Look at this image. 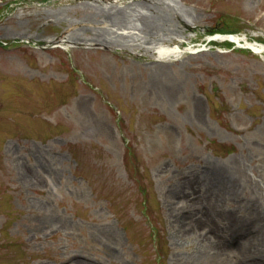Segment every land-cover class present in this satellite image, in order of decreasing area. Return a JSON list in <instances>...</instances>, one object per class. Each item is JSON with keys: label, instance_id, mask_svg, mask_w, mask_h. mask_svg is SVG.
<instances>
[{"label": "rangeland", "instance_id": "374dc122", "mask_svg": "<svg viewBox=\"0 0 264 264\" xmlns=\"http://www.w3.org/2000/svg\"><path fill=\"white\" fill-rule=\"evenodd\" d=\"M228 30L263 42L264 0H0V264H264V55Z\"/></svg>", "mask_w": 264, "mask_h": 264}, {"label": "bare ground", "instance_id": "6f19581e", "mask_svg": "<svg viewBox=\"0 0 264 264\" xmlns=\"http://www.w3.org/2000/svg\"><path fill=\"white\" fill-rule=\"evenodd\" d=\"M143 6L141 7L142 9H146L148 13L151 16V13H153V6L150 4L149 1H146L142 3ZM141 4V5H142ZM114 9H117L116 11H113V9H92V8H82L81 11L79 12L80 15L82 16L81 22L82 23H88V24H94V25H110L112 29H117L118 31L121 30L125 32V30H132L133 28L130 27L129 25V17L126 13L125 10H120L116 6H114ZM150 16H144L137 21V23L140 24V32L141 34H146L149 38L153 37L155 34L157 35V27L156 24L157 21L154 18H151ZM129 26V27H128ZM134 30V29H133ZM91 31V30H90ZM87 33V32H85ZM110 34L105 31L104 33H95L93 34V37L88 38L86 37L89 42L95 44L101 43L102 45H109L111 44L109 41ZM120 38L124 40L125 35L122 34L120 35ZM224 37L220 38L222 41H226L228 39L232 40L233 42H236L237 44L243 46L242 44H246L245 46H251V44H248L245 39L241 40L237 37H226L223 40ZM85 40H82L81 35L76 34L73 32L70 36H68L66 39L65 38H59L56 40L51 41L50 43L57 47L59 44H64L67 43V46L70 44H76L78 42H83ZM219 41V42H222ZM148 50L145 52H149L150 54L152 53L153 55H156V61L158 63H164V62H173V59H176L181 56L182 52L181 49L175 45L170 47L167 45L163 44H157V45H150L148 46ZM253 51L257 52L258 54H264V46L258 47V46H251ZM144 51V49H142Z\"/></svg>", "mask_w": 264, "mask_h": 264}, {"label": "trees", "instance_id": "16d2710c", "mask_svg": "<svg viewBox=\"0 0 264 264\" xmlns=\"http://www.w3.org/2000/svg\"><path fill=\"white\" fill-rule=\"evenodd\" d=\"M230 32H233V31H230ZM234 33V32H233Z\"/></svg>", "mask_w": 264, "mask_h": 264}]
</instances>
